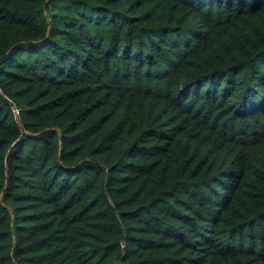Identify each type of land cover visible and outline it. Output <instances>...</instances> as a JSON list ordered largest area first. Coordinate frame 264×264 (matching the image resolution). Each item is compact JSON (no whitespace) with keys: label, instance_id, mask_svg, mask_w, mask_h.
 <instances>
[{"label":"trees","instance_id":"16d2710c","mask_svg":"<svg viewBox=\"0 0 264 264\" xmlns=\"http://www.w3.org/2000/svg\"><path fill=\"white\" fill-rule=\"evenodd\" d=\"M0 264H264V0H0Z\"/></svg>","mask_w":264,"mask_h":264},{"label":"built area","instance_id":"2783aa9c","mask_svg":"<svg viewBox=\"0 0 264 264\" xmlns=\"http://www.w3.org/2000/svg\"><path fill=\"white\" fill-rule=\"evenodd\" d=\"M12 111H13L14 116L17 117V115H18V109L15 108V107H12Z\"/></svg>","mask_w":264,"mask_h":264}]
</instances>
